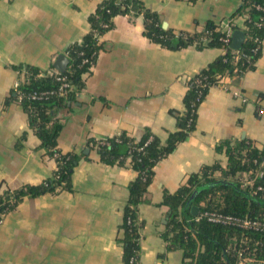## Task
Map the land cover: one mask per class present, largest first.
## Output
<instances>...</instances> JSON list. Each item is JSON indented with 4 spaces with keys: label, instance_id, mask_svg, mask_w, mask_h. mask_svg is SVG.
Returning a JSON list of instances; mask_svg holds the SVG:
<instances>
[{
    "label": "crops",
    "instance_id": "crops-1",
    "mask_svg": "<svg viewBox=\"0 0 264 264\" xmlns=\"http://www.w3.org/2000/svg\"><path fill=\"white\" fill-rule=\"evenodd\" d=\"M103 1L0 0V194L40 185L57 170L29 113L14 99L19 69L59 72L58 57L82 42L91 29L90 16ZM243 1L142 0L167 29L187 33L201 32L211 22L227 32L229 21L242 30L244 17L234 15ZM113 22L100 39L84 90L61 114L58 148L81 155L73 189L26 198L3 217L0 264H125L122 224L137 172L129 163L103 162L88 142L123 133L139 140L150 130L165 144L178 129L176 114L185 110L188 80L225 53L195 46L170 50L144 34L141 15H121ZM245 139L264 150V40L255 70L213 86L199 107L194 132L154 167L148 201L138 207L140 264H183V251L168 250L162 237L169 215L164 193H176L205 166L219 163L226 169L228 157L217 146Z\"/></svg>",
    "mask_w": 264,
    "mask_h": 264
},
{
    "label": "trees",
    "instance_id": "trees-1",
    "mask_svg": "<svg viewBox=\"0 0 264 264\" xmlns=\"http://www.w3.org/2000/svg\"><path fill=\"white\" fill-rule=\"evenodd\" d=\"M121 15H141L144 19V34L170 50L190 46L225 50L224 55L188 80L185 110L176 114L178 129L169 134L165 144L150 130H146L139 140L123 133L114 138H105L104 142L94 138L88 142V146L97 152L103 162L111 165L129 163L137 172L136 179L129 186L130 195L122 224L124 238L121 242L125 264H140V230L143 224L139 221L138 207L148 201L146 195L154 178V167L194 132L199 107L213 86L223 78H241L248 71L255 70L264 40V0H244L234 15L244 17L242 30L245 40L239 59L234 54L235 49L223 41L227 33L220 24L211 22L201 32H174L164 29L161 16L146 8L142 0H104L89 18L90 32L81 43L67 50L69 62L63 75L76 90H84L85 75L91 73V66L94 67L98 60L101 44L95 35L103 36L111 30L114 18ZM229 23L232 33L239 29L233 21ZM105 24L109 27H103ZM205 39L209 41L204 42ZM85 60L90 62L84 63ZM19 70L20 79L23 80L20 89L25 94L42 93L60 87L54 74L49 75L34 67H21ZM76 100L75 93H71L65 98L51 96L34 101L25 98L21 103L29 113L31 126L42 146L56 161L57 170L52 178L40 185L8 189L1 193L0 220L26 198L73 189L72 175L81 155L62 153L58 148V138L63 129L61 114L68 109L69 103L73 104ZM217 150L225 152L228 157L226 169L219 163L205 166L199 173L192 174L176 193L165 191L163 204L169 207V215L162 237L168 250L183 251V264H238L237 256L242 248H247L248 256L256 262L264 263V232L213 224L206 219L199 222L194 220L196 216L192 209L197 207L198 214L212 211L264 221V191L257 190L258 187L264 188V175H257L264 171V150L258 149L249 139L240 142L223 141ZM217 172L222 174L221 177L215 176ZM244 175L254 180L252 185L244 186ZM195 192H198L196 197L190 201ZM243 238L247 239L244 244L241 243Z\"/></svg>",
    "mask_w": 264,
    "mask_h": 264
},
{
    "label": "built area",
    "instance_id": "built-area-1",
    "mask_svg": "<svg viewBox=\"0 0 264 264\" xmlns=\"http://www.w3.org/2000/svg\"><path fill=\"white\" fill-rule=\"evenodd\" d=\"M229 25L227 24V27ZM103 27L108 28V25H103ZM226 32V31H225ZM227 36L226 38L223 39V41L226 44L231 45L232 43V31L229 30L226 32ZM96 38L99 40L102 36L100 35H95ZM209 39H205L204 42H208ZM234 54L237 57V59L240 58L241 53L240 50H234ZM66 56L68 58V55L66 53ZM90 62L89 60H85L84 63ZM91 68H93V66H91ZM24 75V73H22ZM64 73L61 72H57L55 73V77L56 80L60 83V87L57 90H52V91H45L42 93L39 92H32L29 94H25L21 91L20 86L23 82L22 79H19L15 82L13 90L15 92V100L17 102H19L20 104L25 100V98H27L28 100H44L47 99L51 96L54 97H58V98H65L67 97L69 94L71 93H75V97L78 98L81 94L82 91H78L76 90V88L70 84V82L68 81V78L63 75ZM23 77V76H21ZM224 80V78L220 81V83H222ZM227 88V87H225ZM233 95L238 98L239 100H241L243 103H247L248 99L240 92H234ZM101 142H104L105 139H99ZM264 166V163L263 165ZM257 175L259 176H263L264 175V171H260ZM253 179L249 178L248 176L246 178L242 179V182L244 183V186L246 185H252L253 183ZM258 191H264L263 187H258L257 189ZM202 219H206L208 222L213 223V224H219V225H224V226H232V227H237L243 230H253V231H259V232H264V221L261 220H257V219H250L248 217L246 218H240V217H235V216H231V215H226L220 212H212V211H206L203 212L201 214H197V216L195 217V221L199 222ZM3 220H0V223H2ZM247 241L246 238H243L241 243L244 244ZM245 254L247 256H245ZM238 264H248L250 262H254V263H258L256 262L252 257L248 256V251L247 248H242L240 249L239 253H238ZM264 264V263H262Z\"/></svg>",
    "mask_w": 264,
    "mask_h": 264
},
{
    "label": "water",
    "instance_id": "water-1",
    "mask_svg": "<svg viewBox=\"0 0 264 264\" xmlns=\"http://www.w3.org/2000/svg\"><path fill=\"white\" fill-rule=\"evenodd\" d=\"M168 24L166 22L163 23V28L167 29ZM245 40V33L242 30H236L234 31L233 35H232V43H231V47L235 50H240L243 46ZM68 58L65 55H60L57 59V61L54 64V67L61 73H64L66 70V67L68 65ZM88 150H86L87 152ZM85 152V153H86ZM198 192H195L191 198L190 201H193V199L196 197ZM199 212V209L197 207H193L192 209V213L194 216H197ZM166 223V221H165ZM248 264H262V263H254V262H250Z\"/></svg>",
    "mask_w": 264,
    "mask_h": 264
}]
</instances>
